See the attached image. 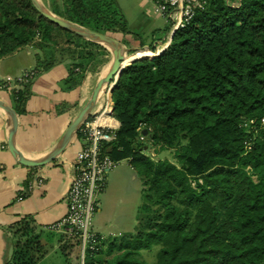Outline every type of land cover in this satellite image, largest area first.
Returning <instances> with one entry per match:
<instances>
[{"label": "trees", "instance_id": "obj_1", "mask_svg": "<svg viewBox=\"0 0 264 264\" xmlns=\"http://www.w3.org/2000/svg\"><path fill=\"white\" fill-rule=\"evenodd\" d=\"M44 2L129 48L130 35L145 45L118 0ZM55 33L77 42L68 50L67 90L112 60L108 48L56 25L31 0H0V58L34 45L42 53L33 71L47 70L65 59L48 46ZM153 43L143 51L151 56L127 65L115 84L113 115L120 126L105 147L114 160L128 159L142 180L136 230L107 238L89 264H146L141 251L156 245V264H264V0H197L194 16L167 47L155 54ZM32 82L15 88L0 82L20 115ZM150 144L173 150L175 161L147 156ZM38 167L30 168L19 197L28 195ZM9 228L14 253L6 264H37L49 230L29 215ZM106 245L110 260L98 258Z\"/></svg>", "mask_w": 264, "mask_h": 264}, {"label": "crops", "instance_id": "obj_2", "mask_svg": "<svg viewBox=\"0 0 264 264\" xmlns=\"http://www.w3.org/2000/svg\"><path fill=\"white\" fill-rule=\"evenodd\" d=\"M118 2L130 20H127L130 29L135 33L148 32L147 30L162 28L165 23L168 24L167 18L154 10L151 0ZM171 34V31L168 32L164 39H157L153 44L157 49L162 47L163 50L168 45ZM127 40L131 41L134 48L149 49L147 44L141 47L140 41L133 40L131 35L127 36ZM29 46L31 50L27 49L25 52L20 48L0 58V82L8 77L17 78L26 70H34L36 54L40 51L34 45ZM69 63L71 59L65 58L47 70L35 71L27 111L19 114L20 125L16 139L17 147L27 156L41 158L56 148L107 69L106 67L101 73H87L79 86L67 90L64 81L69 75ZM0 100L12 106L11 93L5 87H0ZM108 103L113 114V101L108 94L100 98L93 115L101 112ZM62 104L69 106L59 111L58 107ZM9 130V117L0 109V264H6L10 260L11 246L14 244L8 230L13 223L29 215L39 228L48 230L50 225L66 215V196L75 173L74 160L82 144L78 135L74 136L59 158L38 167L28 195L20 199L19 194L27 191L25 181L31 167L22 164L11 152ZM141 183V178L128 159L117 162L108 175L106 188L100 198V208L94 216L96 231L111 238L136 229L138 220L133 210L137 197L141 196Z\"/></svg>", "mask_w": 264, "mask_h": 264}, {"label": "built area", "instance_id": "obj_3", "mask_svg": "<svg viewBox=\"0 0 264 264\" xmlns=\"http://www.w3.org/2000/svg\"><path fill=\"white\" fill-rule=\"evenodd\" d=\"M154 10L171 23V33L184 27L194 16L197 0H151ZM35 72L26 70L17 78L3 81L10 88L33 78ZM109 94V92H108ZM111 120V121H110ZM119 121L110 111V104L87 120L80 128V150L74 160V178L66 196L68 211L48 229L70 236L79 242L82 264L87 256L97 255L100 245L108 238L94 229V216L100 208L98 194L107 185L109 173L117 162L105 147L116 140ZM141 140L145 135L140 136ZM23 197H20L22 199Z\"/></svg>", "mask_w": 264, "mask_h": 264}, {"label": "water", "instance_id": "obj_4", "mask_svg": "<svg viewBox=\"0 0 264 264\" xmlns=\"http://www.w3.org/2000/svg\"><path fill=\"white\" fill-rule=\"evenodd\" d=\"M31 1L34 7L37 9V11L48 20L52 21L53 23H55L56 25L60 26L63 29L69 30L81 36L86 40L105 46L112 53V60L108 64V68L106 72L102 74L101 77L99 78L87 104L82 108V110L79 112L77 117L71 123L70 127L62 136L56 148L46 156H43L41 158H33L27 156L21 150H19V148L17 147L16 139L20 125V116L11 105L0 100V109L4 110L9 117L10 130H9L8 143L11 152L22 164L28 167H36V166H43L59 158L66 151L68 146L71 144L73 137L77 136V132L80 130L81 126L90 118L91 115L94 114L98 102L100 98L104 95L106 90L109 92L110 98L112 99V93L115 84L118 78L121 76L125 67L136 60H140L143 57L151 56V55L138 56L137 54L139 52H142L141 51L142 49L129 48L125 46L118 38H114L112 36L93 31L73 21H70L64 17H61L55 14L45 4L43 0H31ZM173 33L171 34L170 41ZM170 41L168 42V45ZM131 49H137L135 53L136 55L134 57H130L128 55ZM160 52H157L155 54H158ZM155 54L153 53L152 55ZM143 133L146 135L148 134V131L145 130ZM10 253H11L10 259H11L14 253V246H11Z\"/></svg>", "mask_w": 264, "mask_h": 264}, {"label": "rangeland", "instance_id": "obj_5", "mask_svg": "<svg viewBox=\"0 0 264 264\" xmlns=\"http://www.w3.org/2000/svg\"><path fill=\"white\" fill-rule=\"evenodd\" d=\"M153 6H154V4H153ZM123 13H124V11H123ZM124 15H125L126 19L128 21H130L128 16H126L125 13H124ZM129 17L131 19V22H133V18L131 16V14L129 15ZM168 23H170V22H168ZM167 25L168 24L165 23V25L162 28H158V29H154V30H147L148 32L141 31V32H137V33L140 34L141 41H143L145 44L150 46V44L152 42H155L156 39H158V38L164 39L166 37L167 33H166L165 29H166ZM76 43L77 42L69 43L68 37L64 33H55V34H53V39L50 41L48 46H49V48H52L53 50H55V54L58 58H64V57L69 58L70 53H68V50L75 48L77 45ZM161 48H159L157 50H161ZM27 49L31 50L29 45L22 47V51L26 52ZM144 50H149V49H142L141 50L142 52H140L139 55L141 53H143ZM40 53H42V52L40 51ZM128 55L130 56L133 54H128ZM62 56H64V57H62ZM104 67L100 69L101 72L103 71ZM100 71H99V73H101ZM104 95L105 96L108 95L107 90L105 91ZM144 148H145L144 153L147 156L153 158L154 160L163 159V160L175 161L173 150L165 149V150L159 151V149H157V147L151 146V144L145 146ZM140 190H141L140 191L141 196L137 197V200L135 202L136 207H135V210H133L135 216H137L138 208L143 202V184L141 185ZM98 195L99 196L97 198H98V201L100 203V198H101L102 192H100ZM48 230L49 231H45L43 233L42 243L44 246H43V251L38 254L39 260H38L37 264H82L81 249L79 246V242L76 239H74L70 236L64 235L60 232H54V231H51L50 229H48ZM135 230L136 229H134V231H132V232H135ZM60 235H62V236H60ZM118 236H122V235L120 234ZM160 248H161V246L156 245V246H153V248H151L149 250H143V251H141L139 258L141 260L145 261L146 264H156L157 254H158ZM116 253H117V251L114 252V254H116ZM112 256L107 254V245L104 247V251L102 253L98 254V258H102V259H109L110 260L112 258ZM89 260L90 259L87 256L85 258L84 264H89Z\"/></svg>", "mask_w": 264, "mask_h": 264}, {"label": "bare ground", "instance_id": "obj_6", "mask_svg": "<svg viewBox=\"0 0 264 264\" xmlns=\"http://www.w3.org/2000/svg\"><path fill=\"white\" fill-rule=\"evenodd\" d=\"M147 54H150V52H143V53H141L140 55L138 54V56H144V55H147ZM132 57H134V56H132ZM108 68V67H107ZM107 70V69H106ZM106 72V71H105ZM104 72V73H105Z\"/></svg>", "mask_w": 264, "mask_h": 264}]
</instances>
